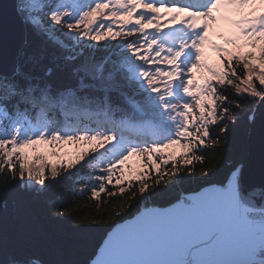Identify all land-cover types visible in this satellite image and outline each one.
<instances>
[{
    "label": "snow or ice",
    "instance_id": "6c2138e0",
    "mask_svg": "<svg viewBox=\"0 0 264 264\" xmlns=\"http://www.w3.org/2000/svg\"><path fill=\"white\" fill-rule=\"evenodd\" d=\"M256 5L264 0H15L37 43L0 70V173L31 191L77 177L76 192L95 203L83 222L111 229L91 264H264V182L247 184L243 165L220 186L151 206L217 155L240 120L254 121L240 101H264V10L245 11ZM161 9L180 15L162 25ZM213 35L232 50L212 44L209 63ZM38 146L59 164L44 154L26 164L24 150ZM0 264L42 262L0 244Z\"/></svg>",
    "mask_w": 264,
    "mask_h": 264
},
{
    "label": "trees",
    "instance_id": "16d2710c",
    "mask_svg": "<svg viewBox=\"0 0 264 264\" xmlns=\"http://www.w3.org/2000/svg\"><path fill=\"white\" fill-rule=\"evenodd\" d=\"M24 43L23 47L30 48L37 41L26 33ZM101 54L97 53L98 56ZM66 80V74L57 73L54 76L56 83ZM227 93L232 97L234 89L228 88ZM240 102L245 111H251L258 99L245 97ZM247 129L248 122L240 120L231 132L229 142L222 150H217V155H208L203 165L194 162L191 167L195 169L196 175L185 176L172 192L160 195L151 206L168 207L169 202H175L174 198L178 195L192 194L209 185L218 186L221 181L226 182L230 168L246 162ZM202 168L209 170L208 177L199 175ZM18 170L17 166L16 171ZM87 171L86 168L82 169L78 175L83 177ZM78 187L80 184L77 183V177H72L61 179L47 190L31 191L21 187L18 180L10 182L6 170L0 173V244L4 253L23 252L38 257L42 264H89L111 229L108 224L83 222L86 218H91L89 214H95V203L86 205L88 196L79 195L76 192ZM120 203V200L114 201V207L107 210L109 217L113 211L119 210ZM69 207L85 215H54L55 211ZM130 218L132 217L128 216ZM109 222L114 223L112 220Z\"/></svg>",
    "mask_w": 264,
    "mask_h": 264
},
{
    "label": "water",
    "instance_id": "95a60500",
    "mask_svg": "<svg viewBox=\"0 0 264 264\" xmlns=\"http://www.w3.org/2000/svg\"><path fill=\"white\" fill-rule=\"evenodd\" d=\"M14 2L15 0H0V70H5L11 65L16 52L25 44L26 32L14 15ZM253 108L255 109V119L252 123H248L246 138L248 156L243 164L242 172L247 184L258 185L264 182V101L258 99ZM211 186L213 185L205 188ZM121 223H124V221ZM103 242L98 247L97 252ZM95 257L96 255L90 260L89 264Z\"/></svg>",
    "mask_w": 264,
    "mask_h": 264
},
{
    "label": "rangeland",
    "instance_id": "374dc122",
    "mask_svg": "<svg viewBox=\"0 0 264 264\" xmlns=\"http://www.w3.org/2000/svg\"><path fill=\"white\" fill-rule=\"evenodd\" d=\"M254 9L255 10H264V8H261L259 5H256L254 7H248V8H246L245 11L246 12H251ZM155 15H158V16L161 17L160 23L163 25V24L167 23L168 17H170L172 15H180V14L171 13V12L166 13V12L163 11V9H161V11L159 13L155 14ZM233 18H239V17H233ZM168 27L169 28H173V27H178V25L170 24V25H168ZM149 30H153L154 31V29H149ZM167 30L168 29H165V31H167ZM221 32H222L224 38H227L231 34L230 33V30H228L226 27H222L221 28ZM218 37L220 38V36H210V43L208 45L209 47L206 49V58H207V60H208L209 63H214L216 61V58H217V53H215L212 50V47H211L212 44H215V45H217L219 47L226 48L229 51L232 50L231 46L230 45H227L225 43V39L224 38H220L218 40L217 39ZM24 151H25V153L28 156V160L25 161L26 164H28V163L31 162V158L34 155H40V154H44L46 156V161L47 162H54V163H57V165L59 164V161L58 160H52L51 157H48L47 156V150H46V147H44V146H38V152H36V153H34L31 149H26ZM69 151H71V149H69ZM128 165H129V167L131 168V170L133 172H136V171L139 170L140 161L137 158H132L128 162ZM17 166L19 167V162H16V167ZM34 167H38V163H37V165H34ZM134 179H135V177H134ZM125 180L127 181V176L125 177Z\"/></svg>",
    "mask_w": 264,
    "mask_h": 264
},
{
    "label": "bare ground",
    "instance_id": "6f19581e",
    "mask_svg": "<svg viewBox=\"0 0 264 264\" xmlns=\"http://www.w3.org/2000/svg\"><path fill=\"white\" fill-rule=\"evenodd\" d=\"M213 36H216V35H213ZM220 38H221V37H220ZM220 38H217V39L219 40Z\"/></svg>",
    "mask_w": 264,
    "mask_h": 264
}]
</instances>
